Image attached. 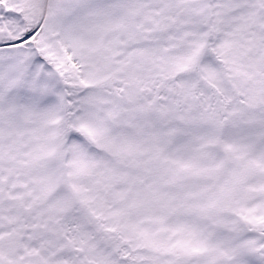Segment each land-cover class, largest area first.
<instances>
[{"label":"snow or ice","instance_id":"1","mask_svg":"<svg viewBox=\"0 0 264 264\" xmlns=\"http://www.w3.org/2000/svg\"><path fill=\"white\" fill-rule=\"evenodd\" d=\"M0 264H264V0H0Z\"/></svg>","mask_w":264,"mask_h":264}]
</instances>
